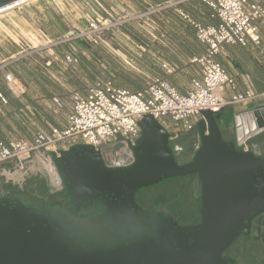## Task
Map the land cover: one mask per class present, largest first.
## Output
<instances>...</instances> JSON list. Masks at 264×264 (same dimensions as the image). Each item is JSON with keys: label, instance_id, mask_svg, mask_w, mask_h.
Segmentation results:
<instances>
[{"label": "water", "instance_id": "obj_1", "mask_svg": "<svg viewBox=\"0 0 264 264\" xmlns=\"http://www.w3.org/2000/svg\"><path fill=\"white\" fill-rule=\"evenodd\" d=\"M21 1L0 0V10ZM216 115L202 113L201 148L184 165L169 148L166 130L150 115L141 121L136 162L129 168L107 169L100 155L84 145L73 146L62 158L54 155L53 167L73 198L122 201L129 211L138 191L197 175L202 184L201 222L180 228L175 242L154 247L136 243L132 231L140 229L128 221L120 225L118 236H103L101 231L111 233L118 225L114 207H105L112 220L106 226L101 220L91 224L74 217L69 222L52 219L51 209L36 212L5 199L0 206V264H223L224 250L250 227L253 240L264 245V159L244 149L264 132V104L236 113V144L223 139ZM90 231L95 234L90 236Z\"/></svg>", "mask_w": 264, "mask_h": 264}, {"label": "built area", "instance_id": "obj_2", "mask_svg": "<svg viewBox=\"0 0 264 264\" xmlns=\"http://www.w3.org/2000/svg\"><path fill=\"white\" fill-rule=\"evenodd\" d=\"M212 10L211 18L218 20L216 26H205L196 21L182 8L184 0H171L163 5L148 7L143 15L169 11L195 30L198 41L205 51L191 60L200 67L201 77H194L186 93H181L168 80L153 78L143 90L134 92L117 87L111 79H97L86 92H70V109L67 127H52L50 131L40 130L34 134V141L17 140L9 144L0 141V166L10 162L24 169L25 165L38 160L45 166L48 159L53 164L55 158H62L63 152L75 145H84L100 155L107 169H126L136 162L134 149L142 138L141 121L152 116L166 130L171 144L181 140V132L197 135L198 143L193 152L201 148L199 123L202 113L210 111L219 114L232 106H248L260 101L264 104V91L259 92L250 75H243L244 89L238 90L239 82L226 68L216 61V57L227 45L248 47L261 44V33L257 25L264 21V0H203ZM95 14L86 16L89 43L97 42L104 34L112 14L97 0ZM51 43V42H49ZM81 61L79 54L71 52L65 56L69 65ZM50 65V63H48ZM170 75L174 69L167 63L160 64ZM8 84H15V77L4 71ZM65 87V86H63ZM1 99L6 103L0 93ZM57 108L64 103L53 99ZM180 124L181 131H175L165 120ZM161 122V123H160ZM173 130V131H172ZM173 153H183L182 146ZM173 148V147H172ZM246 151H248L246 149ZM57 183V182H56Z\"/></svg>", "mask_w": 264, "mask_h": 264}, {"label": "rangeland", "instance_id": "obj_3", "mask_svg": "<svg viewBox=\"0 0 264 264\" xmlns=\"http://www.w3.org/2000/svg\"><path fill=\"white\" fill-rule=\"evenodd\" d=\"M93 1H28L0 13V38L19 41L20 46L27 52L22 55V59L17 63L18 66L37 69L41 76L49 77L61 88L81 92L97 79L107 78L117 87L125 89L136 84L146 86L155 77L153 73H158L161 69L162 62L153 56L150 50L152 45L157 46V43L164 40L162 25L167 11L155 12L147 16L143 15L149 7L145 4L137 3L135 6L129 0H97L113 18L108 21L107 27L103 30L104 34L98 38V41L89 43L85 36L87 32L85 18L88 12L95 14L96 6ZM159 44L162 46L161 43ZM75 51L81 57V61L77 65L67 64L65 56ZM187 69L186 62L183 68L184 74L179 77L181 83L187 81L185 75ZM228 111L230 109L216 115L219 126L221 120L225 121ZM223 130L221 126V131ZM261 134L263 135H258L255 141L264 139V132ZM187 139L190 145L187 149L182 147V156L175 155L182 163L190 159V151L193 152L198 143L197 135H190ZM176 145V143L172 144L173 149ZM24 172L33 177L43 178L50 190H54L57 186L38 160L28 162ZM186 177H177L145 188L140 193L141 197L148 199L150 207L174 205L176 208L173 210L177 214L181 209L180 206L185 204L186 209L191 211L188 215H182V219L185 223H189L195 204L192 195H195L196 187L191 185L189 187V179ZM26 194L18 196V199L23 202L28 201L34 209L39 201L51 203L52 200L43 187H38L35 194ZM243 234L252 236V227Z\"/></svg>", "mask_w": 264, "mask_h": 264}, {"label": "crops", "instance_id": "obj_4", "mask_svg": "<svg viewBox=\"0 0 264 264\" xmlns=\"http://www.w3.org/2000/svg\"><path fill=\"white\" fill-rule=\"evenodd\" d=\"M171 0H129L135 6L145 4L149 7L163 5ZM182 8L196 21L205 26L218 25L219 21L211 18L212 10L203 0H184ZM162 29L165 33L164 40L152 45L150 53L157 57L160 62H167L173 69V74H166L159 69L158 73H153L154 78H163L175 86L179 92L186 93L194 77H201L200 67L192 64L191 60L205 51V47L198 41L195 30L188 24L181 21L167 11ZM261 33V44L258 46L250 44L248 47L227 45L216 57V61L226 68L239 82L238 90L244 89L242 83L243 75H250L256 89L264 91V21L257 23ZM191 28V31H188ZM27 53L20 42L8 38H0V93L6 99V103L0 97V141L9 144L17 140L34 141V134L40 130L50 131L52 127L65 129L67 127L70 109L69 88H61L55 85L49 77L41 76L40 72L31 68H22L18 62L22 55ZM188 63L185 73L187 81L181 83L179 77L184 74V65ZM33 66V65H32ZM4 71L11 73L16 81L15 84H8L5 80ZM152 74V75H153ZM88 87V86H87ZM145 84H136L128 87V90L138 92L143 90ZM87 88L81 92L85 93ZM57 97L63 103L62 109L57 108L53 99ZM260 101L248 106H232L223 109H230L225 115V121L221 120L223 139L236 144L235 115L236 113L259 106ZM262 105V103L260 104ZM171 127L181 131L180 124H173L169 120ZM173 131V130H172ZM263 133V132H262ZM263 135V134H258ZM258 135L252 137L245 145L244 149L264 159V139L256 140ZM187 137L190 135L181 132V140L178 147L187 149L190 145ZM251 143V145H247ZM182 156V154H180ZM51 167L50 173L56 181V171L50 161L47 163ZM57 182V181H56Z\"/></svg>", "mask_w": 264, "mask_h": 264}, {"label": "flooded vegetation", "instance_id": "obj_5", "mask_svg": "<svg viewBox=\"0 0 264 264\" xmlns=\"http://www.w3.org/2000/svg\"><path fill=\"white\" fill-rule=\"evenodd\" d=\"M168 145L173 153L170 141ZM237 150L242 151L243 148H237ZM197 152L190 151V159L188 161H184L183 163L180 162L181 160H178L174 153L173 155L179 165H184L191 162ZM46 166L50 172L51 167L48 165ZM54 169L56 171L57 186L54 190H50L43 178L33 177L30 174L25 173V168L21 169L13 162L1 165L0 206L2 205L3 200L12 199L17 200L26 207L31 208L32 211L43 212L51 209L53 211L51 214L52 219L58 217L57 219L62 218L64 221L68 222L75 219V221L84 220L91 224L101 220L106 226H109L112 222L111 218L108 217L109 212H107L106 208L107 206L111 208L114 207L117 209V216L115 217V220L119 221L118 225L111 230V233L108 231H101V234L105 237L109 234L110 236H118L122 232L120 225L125 221L132 222V224L135 226L137 225L140 229L138 230L136 227V232L132 231V233H134L131 236L132 240L136 243L139 241L140 244L149 247L159 245L162 246L163 244L166 245L168 244V241L171 240L175 242L177 235H180V228L195 226L201 222L200 210L202 206V184L197 175L187 176L189 179L188 186L190 187L191 185V187H196V193L194 196L192 195L195 204L194 209L192 210L191 220L189 223H185L182 218L184 215H188L191 211L186 209L185 204L180 206L181 209L178 214L173 210L176 208L174 205L172 207L170 205L150 207L147 202L148 199L146 197H141L140 193L143 190H140L135 194V206L132 211H129L125 204L126 202L122 203V201H120L119 204L111 202L112 200L109 199L101 200L96 203L93 201H84L83 199L73 198L71 195L72 192L68 189L67 184L61 178L55 164ZM38 187L46 189V192L52 198L51 203L39 201L36 204V209H34V206L31 207L28 201L23 202L18 199V196L20 197V195H25L26 193L35 194ZM185 196H183L182 199H184ZM150 228H152L151 232ZM93 234L95 233L92 231L89 232L90 236ZM222 258L223 264H264V245L261 241H254L251 235L246 236L244 234H240L236 240L224 250Z\"/></svg>", "mask_w": 264, "mask_h": 264}, {"label": "bare ground", "instance_id": "obj_6", "mask_svg": "<svg viewBox=\"0 0 264 264\" xmlns=\"http://www.w3.org/2000/svg\"><path fill=\"white\" fill-rule=\"evenodd\" d=\"M28 1H31V0H24V1H21V2H19L18 4H15V5H13V6H10V7H7V8H5V9L0 10V13H3V12H5V11H7V10H10V9H12V8H15L16 6H19V5H21V4H23V3H26V2H28ZM256 125H257V122H256ZM47 161H50V160L48 159ZM47 161H45V166H44V168L48 171V173H49V175H50L52 181H53V182H56V181L53 179L52 175L50 174L49 170L47 169V166H46L47 163H48ZM50 162H51V161H50ZM52 165H53V164H52Z\"/></svg>", "mask_w": 264, "mask_h": 264}, {"label": "trees", "instance_id": "obj_7", "mask_svg": "<svg viewBox=\"0 0 264 264\" xmlns=\"http://www.w3.org/2000/svg\"><path fill=\"white\" fill-rule=\"evenodd\" d=\"M188 31H191V28H188Z\"/></svg>", "mask_w": 264, "mask_h": 264}]
</instances>
